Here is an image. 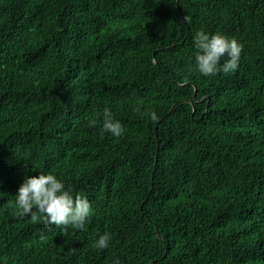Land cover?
<instances>
[{"label": "trees", "instance_id": "obj_1", "mask_svg": "<svg viewBox=\"0 0 264 264\" xmlns=\"http://www.w3.org/2000/svg\"><path fill=\"white\" fill-rule=\"evenodd\" d=\"M200 30L243 45L235 72H199ZM39 174L90 201L83 230L12 215ZM117 259L264 264V0H0V264Z\"/></svg>", "mask_w": 264, "mask_h": 264}, {"label": "clouds", "instance_id": "obj_2", "mask_svg": "<svg viewBox=\"0 0 264 264\" xmlns=\"http://www.w3.org/2000/svg\"><path fill=\"white\" fill-rule=\"evenodd\" d=\"M184 20L190 22V17L185 16ZM194 43L198 50L196 64L203 76H216L220 72L227 74L238 69L243 45L235 38L230 39L220 33L209 35L200 30L196 33ZM147 115L153 123H158L160 118L155 111ZM96 125V119L88 121V127ZM102 132L110 133L114 137H121L125 132V128L119 120L113 118L109 108L103 110ZM12 207L13 216L21 219L30 217L33 223L43 222L46 228L55 225L65 233L69 228L83 230L93 214L90 201L81 194L74 195L73 190L66 188L64 182L53 174L25 178ZM111 238L105 232L95 242L94 247L100 250L108 248ZM113 264H119V260H115Z\"/></svg>", "mask_w": 264, "mask_h": 264}]
</instances>
